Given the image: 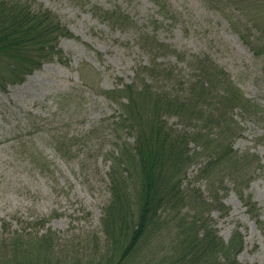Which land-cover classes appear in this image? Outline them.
<instances>
[{
  "label": "rangeland",
  "instance_id": "1",
  "mask_svg": "<svg viewBox=\"0 0 264 264\" xmlns=\"http://www.w3.org/2000/svg\"><path fill=\"white\" fill-rule=\"evenodd\" d=\"M24 1L53 11L73 35L60 38L61 58L0 89V242L52 231L57 264L108 258L114 182L125 186V214L133 217L142 182L136 145L162 144L158 135L152 142L160 111L173 137L197 138L187 144L192 159L158 184L167 189L168 175L180 170L188 196L178 211L173 202L158 211L129 264L180 260L193 221V264H226L224 250L241 241L229 257L264 264V0ZM99 7L122 13L127 24ZM211 71L216 91L223 95L228 84L244 102L232 106L230 124L207 126L174 112V98H192ZM220 145L234 155L213 165ZM154 151L162 163L170 155V148ZM202 225L219 245L206 260Z\"/></svg>",
  "mask_w": 264,
  "mask_h": 264
},
{
  "label": "trees",
  "instance_id": "2",
  "mask_svg": "<svg viewBox=\"0 0 264 264\" xmlns=\"http://www.w3.org/2000/svg\"><path fill=\"white\" fill-rule=\"evenodd\" d=\"M98 10L109 20L127 24L126 16H122L123 14L118 11L104 10L100 7ZM71 35H73L72 32L62 23L58 15L43 6L32 8L24 0H0V89L5 91L10 84L24 82L29 74L41 68L47 61L56 56L61 58L63 55L62 49L59 48L60 38ZM216 72H208L209 77L202 76L203 80H196L198 81L195 83L198 86V92L194 91L192 98L175 97L174 112H182L183 116L201 121L207 126L220 125L221 123L230 124L229 112L232 106L244 102L241 101L240 92L229 87L228 84L224 88L226 90L223 95L216 91L217 81L214 79ZM128 88L132 89L131 86ZM125 94L126 91L122 93V97ZM112 96L118 98L114 93ZM128 98L129 102H132V95H129ZM235 99L237 101L233 102ZM162 115L159 111V118L153 128L154 135L152 137V142L157 143L159 140L155 135H158L163 140L162 144L145 149L141 139L136 145V155H138L139 164L142 165V182L140 192L137 195V213L131 212L134 216L127 217L125 208L128 202L126 200L127 195L124 193L125 186L120 185L119 182H114V188L117 191V206L116 209L112 208L107 213L108 218L106 219V223L112 222L114 225L112 229L106 226L107 235L111 241V250L108 251L109 255L105 260L91 259L87 264H129L133 259L129 257L137 254L136 252L140 250L139 246L144 237L147 242L146 231L150 227H155L156 223L159 222L158 211L172 202V212L178 211L179 207L183 206L182 204L187 200L188 194L184 192L178 177L180 170L174 176L168 175L173 180L169 182L167 189H161L158 184H160L161 176L167 179L165 173L171 172L175 168L180 169L182 165L187 164L192 159L193 156L189 153L187 144L190 140L197 138L187 132V134L174 132L173 137L168 128L165 127L161 119ZM188 135L192 137L187 139ZM196 135L201 136L202 134ZM166 142H170V155L166 159L164 158L162 163L160 158L156 159L158 154L154 150L161 151L164 149L165 153L169 149L164 147ZM223 155L232 156L234 151L230 146L227 149L222 148V145L219 148L216 147L214 156H217V159L213 165H216ZM207 165H211V167ZM207 165L205 167L209 170L213 168L212 164L208 163ZM123 204L125 207L122 206ZM115 217H117L116 222ZM196 223V221L188 222L186 231L189 237L184 241L185 244L182 243L183 252L180 253V260H174V264L194 263L192 254L191 259L188 258V255L192 252V247L194 250L198 247L195 245L194 237L197 229H199V225ZM116 228H119V231L114 230ZM202 228L205 232L204 240L200 243V250L205 249L207 252V255L204 256L206 260L213 253H216L219 245H216L215 238L208 239L209 233H206L208 227L202 225ZM209 232L214 234V230H209ZM54 235L52 231L34 237L20 233L12 238L2 239L0 242V264H57L55 259L52 261L51 256H49L55 252V242L58 237ZM229 247L239 251L243 248L242 241L239 245L233 242ZM222 249L224 250V247ZM227 249L224 250L227 257L226 264H238L236 259L229 257L230 250ZM208 264H216V262L209 259Z\"/></svg>",
  "mask_w": 264,
  "mask_h": 264
}]
</instances>
